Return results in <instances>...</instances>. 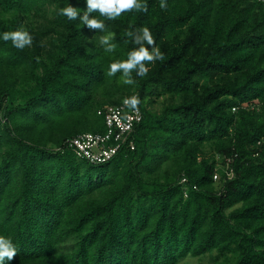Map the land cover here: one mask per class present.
<instances>
[{"label":"trees","instance_id":"1","mask_svg":"<svg viewBox=\"0 0 264 264\" xmlns=\"http://www.w3.org/2000/svg\"><path fill=\"white\" fill-rule=\"evenodd\" d=\"M140 2L115 19L93 11L104 23L93 29L85 0H0V33L23 25L33 38L0 39L10 264H264V3ZM69 4L75 20L59 14ZM144 27L163 59L109 76ZM131 96L143 119L119 152L78 158L67 141L104 133L98 112Z\"/></svg>","mask_w":264,"mask_h":264},{"label":"clouds","instance_id":"2","mask_svg":"<svg viewBox=\"0 0 264 264\" xmlns=\"http://www.w3.org/2000/svg\"><path fill=\"white\" fill-rule=\"evenodd\" d=\"M260 1V0H258ZM262 2V1H260ZM87 5V10L84 11V15L81 18V22L86 24L89 28L93 29H103L104 23L98 21L95 18L89 19V14L93 11L98 10L99 14L107 17L108 19H115L119 17L122 13L126 11H131L136 9L138 11H146L145 6L140 2V0H85ZM264 3V2H262ZM161 7H166L165 0H161ZM59 14L66 16L69 20H75L79 15L75 7L69 4L68 7L61 8ZM142 35L135 40L136 44L141 46L138 49H134L127 54L126 60H118L112 62L109 65L108 75L114 76L117 71L123 70L125 76H129L133 69H139L138 75H145L147 69L142 63L143 61H153L154 59H163L162 53L153 47V50L150 52L147 45H153L154 40L151 34V31L148 27L140 29ZM129 36L132 35L131 32L128 33ZM0 39L3 41L11 40L14 47L18 49H24L25 46H30L32 44V36L28 31L24 29V26H19L15 31H5L0 33ZM109 37H104L103 43L107 44V51L112 52L115 49L114 44H109ZM124 84H133L131 78L124 79ZM139 100L136 96L126 97L123 100V104L129 108L135 110ZM87 133V132H86ZM16 246L13 244L12 239L8 236L0 234V264H10L13 258L16 256Z\"/></svg>","mask_w":264,"mask_h":264},{"label":"built area","instance_id":"3","mask_svg":"<svg viewBox=\"0 0 264 264\" xmlns=\"http://www.w3.org/2000/svg\"><path fill=\"white\" fill-rule=\"evenodd\" d=\"M260 1L264 2V0ZM98 114L104 116L107 130L104 133L80 134L68 140L67 146L78 158L103 164L119 152L121 144L125 143L127 137L142 122L143 116L138 108L133 110L124 104L106 106Z\"/></svg>","mask_w":264,"mask_h":264},{"label":"rangeland","instance_id":"4","mask_svg":"<svg viewBox=\"0 0 264 264\" xmlns=\"http://www.w3.org/2000/svg\"><path fill=\"white\" fill-rule=\"evenodd\" d=\"M79 131H85V130H79ZM6 145H3L0 149V157L3 153V151H5L6 149ZM209 257L203 258V259H195V258H187L185 260H183L180 264H209Z\"/></svg>","mask_w":264,"mask_h":264},{"label":"bare ground","instance_id":"5","mask_svg":"<svg viewBox=\"0 0 264 264\" xmlns=\"http://www.w3.org/2000/svg\"><path fill=\"white\" fill-rule=\"evenodd\" d=\"M76 154V153H75ZM80 159H82V158H80Z\"/></svg>","mask_w":264,"mask_h":264}]
</instances>
